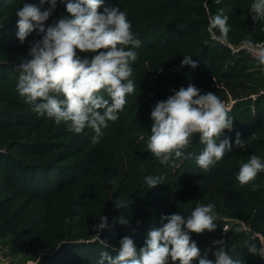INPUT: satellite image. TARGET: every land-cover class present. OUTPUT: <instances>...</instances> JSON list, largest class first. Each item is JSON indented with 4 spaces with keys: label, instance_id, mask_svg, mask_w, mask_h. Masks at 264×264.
Segmentation results:
<instances>
[{
    "label": "trees",
    "instance_id": "1",
    "mask_svg": "<svg viewBox=\"0 0 264 264\" xmlns=\"http://www.w3.org/2000/svg\"><path fill=\"white\" fill-rule=\"evenodd\" d=\"M66 2L77 0L64 3L57 0L45 27L61 18H71ZM252 2L105 0L106 5L117 6L126 13L133 34L142 43L135 49L138 59L131 64L130 79L136 86L135 92L127 96L118 119L109 122L102 129L103 137L90 146L93 143L90 135L80 138L71 135L61 141L68 133L55 129L54 120L49 121L46 114L34 113L17 92L16 66L29 58L32 42L41 39L44 33L34 30L21 43L17 38L16 13L25 3L42 10L49 7L48 3L1 0L0 194L13 190L12 196L19 195L0 200L1 242L13 246L28 264H65L56 259L63 250H69L65 257L74 264H99L100 253L108 251L114 256L123 237H131L139 250L145 245L148 231L167 222L162 221V216L178 213L187 217L197 205L211 203L217 229L199 235L190 233L200 249V257L206 255L214 260L213 253L220 245L213 241L222 240L234 260L264 264V258L248 251L250 244L258 248L264 245V172L247 185H241L236 178L240 165L251 155L264 162L262 98L252 101L240 94L236 98L229 112L234 118L233 129L225 130L221 137L230 138L233 147L208 171L196 164V157L204 147L198 134L186 150L191 158L176 161V166L172 162L162 164L147 148L153 123L151 111L173 90L193 84L202 94L213 92L220 99L233 95L232 78L244 76L236 65L246 57L211 39L209 19L218 13L229 17V42L243 38L260 41L261 21L254 23L249 13ZM214 31L219 35L218 29ZM183 56H191L198 67H181ZM237 133L240 142L235 144ZM115 134L119 146L109 167L110 149L104 142ZM128 152L134 153V162ZM51 153L58 154V163L49 159ZM85 155L86 165L78 163ZM96 167L102 171L96 173ZM157 175L163 180L149 188L145 178ZM151 195L155 197L139 199ZM20 198L24 199L20 207L12 206ZM118 199L121 203H115ZM101 215L107 217L108 227L99 231L98 238L93 226L100 223ZM121 218L129 223L121 224ZM133 219L140 223L130 221ZM78 228L91 232L80 236L75 231ZM192 264H199V258Z\"/></svg>",
    "mask_w": 264,
    "mask_h": 264
},
{
    "label": "clouds",
    "instance_id": "2",
    "mask_svg": "<svg viewBox=\"0 0 264 264\" xmlns=\"http://www.w3.org/2000/svg\"><path fill=\"white\" fill-rule=\"evenodd\" d=\"M45 2L49 7L44 10L25 3L16 13L17 38L21 43L34 30L44 33L41 39L32 42L29 58L16 66L17 92L34 113L46 114L57 125L66 124L69 132L80 134L86 127L92 129L95 142L102 135V129L118 119L127 96L136 90L130 79L131 64L138 59L135 49L140 48L142 42L133 34L126 13L117 6L106 5L105 0L66 2L71 18H61L47 27L45 22L57 7V0H41V5ZM101 7L103 11H99ZM249 13L254 23L264 20V0H253ZM228 20L227 15L220 13L210 17L208 31L213 41L228 44ZM215 29L219 30V35ZM244 43L255 60L264 65V47H258L250 38ZM183 57L181 67H198L191 56ZM229 112L215 93L202 94L193 84L181 86L153 107L147 148L162 164L172 162L176 166V161L191 158L186 150L198 134L204 147L196 157V164L208 171L233 147L230 138L221 139L225 130L233 129L234 118ZM239 142L237 133L235 144ZM262 172L264 162L253 154L240 165L236 178L241 185H247ZM162 180L159 175L145 178L149 188L156 187ZM161 219L167 222L150 229L145 245L139 250L134 240L125 236L114 256L108 251L100 253L99 264H169V261L192 264L197 258L199 264H242L229 255L222 240L213 241L220 245L213 253L214 260L206 255L200 257V249L190 233L199 235L217 229L213 204L197 205L187 217L173 213ZM99 220L100 223L93 226L98 238L99 231L108 227L106 216L101 215ZM119 222L129 223L123 218ZM248 251L264 258V247L250 244Z\"/></svg>",
    "mask_w": 264,
    "mask_h": 264
},
{
    "label": "rangeland",
    "instance_id": "3",
    "mask_svg": "<svg viewBox=\"0 0 264 264\" xmlns=\"http://www.w3.org/2000/svg\"><path fill=\"white\" fill-rule=\"evenodd\" d=\"M14 13V12H13ZM260 31H262L263 33V38L260 41H254V43L258 46V47H264V20H261V29ZM247 39L243 38L240 39L238 41L235 42H229L226 46L227 49H229L232 53L235 54H239L238 56L242 55V57H246L244 59H242L241 61H239L237 63V68H239L240 70H242V73H244V76H237V77H233L232 78V86H233V95L229 98L226 99H221L225 106L229 109H231L232 106H234L235 100L236 98H238L240 95L243 98H249L250 100L254 101L257 100L259 98H262L263 100V104H264V65H260L254 58V56L252 55V53L245 47V41ZM230 45V46H229ZM241 57V56H240ZM240 94V95H239ZM52 118H49L48 120L50 121ZM55 129H59L67 132L68 133V137L62 138L61 141H65L66 139H68L71 135H74L73 137H88V135H90L93 139V136L95 135L94 131L90 128H85V130L80 133V134H75L73 132H69L67 130L68 126L64 123H61L60 125H57L55 123ZM53 129V128H52ZM118 135H113L111 136L108 140H106L104 142V145L109 146L110 152H109V159H107V166L111 165L112 163V159L117 155V153L115 154V150L118 148L119 146V139L117 137ZM31 137V136H30ZM103 137V135H100V137L98 138V140H100ZM97 140V141H98ZM93 143L90 144V146L96 145V141L94 142V140L92 141ZM94 148V147H93ZM92 151V150H91ZM91 151H89V153H91ZM57 152H53V154H56ZM88 153V154H89ZM52 153L48 155L49 159L52 160L54 163H58L59 158L57 157V155H53ZM129 156V159L131 161L134 162L135 158H132V156L134 155V153L128 152L127 154ZM92 156H89V158ZM88 156H84L81 157V159L78 161V163H84L86 161H88ZM91 159V158H90ZM65 163V162H64ZM93 168V166H92ZM110 169V168H109ZM100 171H102L101 169H99L98 167H96V173H99ZM1 181V180H0ZM1 185V182H0ZM13 190H9L7 192H4L3 194H0V200L3 199L6 196H11V197H19V195L17 193H14L13 196L12 194H10ZM149 197V198H148ZM152 197H155V195H151V196H143L139 199H150ZM24 198V197H23ZM23 198H20L19 200L15 201L12 206L14 207H20L21 203L23 202ZM13 199V198H12ZM133 201V199H132ZM115 203H121V201L118 199L115 201ZM165 204L168 203L167 200L165 199ZM160 211L162 209H159ZM41 213V212H40ZM130 221H137L135 219L130 220ZM139 221V220H138ZM225 228V226H224ZM51 230V229H50ZM84 230V229H83ZM82 230V228H78L77 231L78 234L80 236L82 235H86L88 233H90L91 231L87 232V230H85L86 232H84ZM255 236L260 237L261 236L258 233H254ZM45 237H43L44 239ZM108 241V238H106ZM1 238H0V244L2 246H4L7 251L13 256L14 261L13 264H28L29 262H27V260L24 259V257L19 254L18 252H16L13 248V246L9 245V244H4L1 242ZM110 243H112L110 241ZM260 247H264L263 244H261ZM69 250H63L62 252L59 253L58 257L56 258L57 261L65 263V264H74V262L69 259L68 257L66 258L65 255L68 253Z\"/></svg>",
    "mask_w": 264,
    "mask_h": 264
},
{
    "label": "built area",
    "instance_id": "4",
    "mask_svg": "<svg viewBox=\"0 0 264 264\" xmlns=\"http://www.w3.org/2000/svg\"><path fill=\"white\" fill-rule=\"evenodd\" d=\"M13 261V256L0 244V264H13Z\"/></svg>",
    "mask_w": 264,
    "mask_h": 264
}]
</instances>
